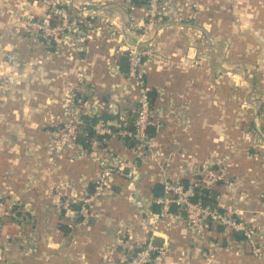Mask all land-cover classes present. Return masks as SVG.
Here are the masks:
<instances>
[{"label":"crops","instance_id":"0c3cea01","mask_svg":"<svg viewBox=\"0 0 264 264\" xmlns=\"http://www.w3.org/2000/svg\"><path fill=\"white\" fill-rule=\"evenodd\" d=\"M59 1L77 16L80 33L51 41L31 33L27 41L22 26L11 22L9 11L19 13L28 4L39 19L44 5L55 0H0V195L21 208L3 220L0 264H104L105 245L124 260L150 235L147 219L157 221L153 241L162 239L156 264H256L251 263L239 232L236 236L219 231L205 244L196 243L176 206L162 215L150 200L157 197L156 185L165 180L188 183L204 167L225 164L235 183L218 185L211 194L218 204L264 230V139L259 148H251L249 129H264V100L255 120L254 109L243 104L245 69L243 76L237 74L235 86L228 82L229 71L218 70L224 62L253 66L257 86L264 71V0H173L174 8H185L183 14L191 18L183 30L165 28L157 40L149 41L161 53L143 65L146 84L154 93L150 159L144 162L134 141L127 143L116 135L92 142L99 152L124 158L129 166L113 174L106 193L91 203L82 223L70 208L92 190L99 167L79 150L59 148L54 137L63 121L74 116L82 122L105 111L135 109L138 91L130 88L131 80L119 66L128 47L124 36L133 33L143 39L151 34L142 33L140 26L147 18L131 0ZM56 10L52 4L50 13ZM186 30L196 37H186ZM199 32L216 33L221 40L210 45L198 65ZM11 54L16 55L15 64ZM215 76L226 80L220 84ZM81 88H86L87 96L78 109L73 101ZM241 112L244 120L239 118ZM56 185L66 203H53ZM23 218L37 227L38 239L26 245L14 243L7 251L2 235L8 233L14 242L26 237L20 229ZM207 254L209 262H203Z\"/></svg>","mask_w":264,"mask_h":264},{"label":"built area","instance_id":"2783aa9c","mask_svg":"<svg viewBox=\"0 0 264 264\" xmlns=\"http://www.w3.org/2000/svg\"><path fill=\"white\" fill-rule=\"evenodd\" d=\"M155 3L156 0H148L147 4L153 9ZM58 13L60 16L59 22L54 26H49L47 21L44 23H33L37 32H42L41 36L46 39L45 41L58 40L59 34L64 32V30H73V27L67 22L68 13L66 11H59ZM127 45L128 69L124 73L131 80L130 88H134L139 94L134 109V118L129 121L126 109H115L114 114L117 115L116 120L107 121L103 118H98L93 123L92 129L95 134L100 136L116 135L120 138L127 137L132 139L135 142L134 146L142 155L144 162H146L149 161L151 156V152H149L151 146L149 143L148 127L156 124L153 115L154 107L151 104V98L149 96L150 89L144 80L143 63L145 61L142 62L141 60V57L149 54V51L144 48H138L136 45L131 46L129 43ZM86 96V88H81L80 94L73 101V106L78 109L83 107L86 103ZM97 115L101 114H94L93 116ZM81 123V120L77 116L63 121L54 137V144L56 146L69 150H79L80 155L84 154L86 158L95 160L99 167L92 182V190L77 200V209H74L72 206L70 208L73 218L78 219V223L84 222L89 217V206L95 199L106 193L113 174L123 173V170L129 166L124 158L109 157L99 152L97 146L94 145V141L90 148H84L77 140ZM112 125L116 129L112 128ZM127 175L130 176V173L128 172ZM233 183H235V179L229 176L225 164L207 166L200 171L196 178L188 183L169 179L165 180L163 182L164 192L162 197H154L150 201L159 205L161 210L160 214L162 215L169 213L171 204L174 203L183 215V219L194 235L196 243L205 244L210 241L211 237L216 236L219 231L241 232L243 242L253 252H256L258 249L257 243L259 244V242L248 221L235 215L221 204L217 203L213 207L205 206L199 200L194 199L197 188H204L211 191L218 185L230 186ZM59 187L56 185L54 188L55 191L52 195L54 204L66 203L62 201V194L58 191ZM146 203L148 205L149 200ZM67 207H69V204ZM12 208L16 210L18 207L13 206L12 203H6L4 197L0 195V231L2 218L10 216L12 214ZM220 208L224 210L221 211ZM142 211L149 212L147 209H143ZM145 222L149 225L148 228L151 233L144 243L137 248H133L124 260H118L111 246L105 245L101 253L104 264H156L155 260L162 248L153 241V236L156 234L157 221H148L147 219ZM218 226L221 227L220 230ZM4 237L8 239L9 235L4 234Z\"/></svg>","mask_w":264,"mask_h":264},{"label":"rangeland","instance_id":"374dc122","mask_svg":"<svg viewBox=\"0 0 264 264\" xmlns=\"http://www.w3.org/2000/svg\"><path fill=\"white\" fill-rule=\"evenodd\" d=\"M39 1L42 2V3H45L46 1H49V0H39ZM20 3L21 2H19V4ZM59 3H60L59 0H55V2H53V3H50V4L47 3V5H44L45 11L47 9L48 4H49V9L47 10V13L44 11V14H42V17L39 18V19H37L33 15V13L28 10V6H29L28 4L23 5L20 8L21 12H19V13H17V12L14 13L13 11L10 10L9 12H10L11 16L9 18H10L11 22H15L16 24H20L22 26V28L25 31L24 35H22V38H24V39L27 38V41H29L31 39V36H32L31 33H33V34L37 33V36L39 38L42 37L41 36L42 32H40V31L37 32V30L33 26V23H44L45 21H47L49 23L48 24L49 26H54V25H56L59 22V17H60L59 13H58L59 11H66L68 13V17H67L68 21L67 22H68V24L70 26L73 27V30H70V31L64 30V32L59 34L58 38H61L62 35H72L76 31L80 33V30L78 29V23H80V21H76L75 20V18L77 16L75 14L69 13L62 6H59L58 5ZM147 3H148V1H147ZM147 3L145 5L140 6V10H143L145 12V18H147V22H145V21L142 22V24L144 26H140L143 29L142 33L143 34L145 32L149 33V31H150V34H151V35H147V37H144V38L147 39V41H145L144 38L141 39L138 34L133 35V33H129L131 35L124 36V39L127 41V43L131 44V46L136 45L138 48H142V49L144 48V49L149 51V54H145V55H143L141 57L142 62L149 61L153 57H157V56H159V58H160V56H161V53L159 52L160 50L158 49V46H155L154 42H149V41L157 40L160 32L163 29H165V28H167V29L171 28L172 30H178V31L180 29L183 30L184 26H186V27L188 26L189 19L191 18V17H189V15H184L183 14L185 8H184L183 11L175 9L174 8V4L175 3H174L173 0H156L155 6H154L153 9L151 7H149ZM52 4L55 5V10L57 8V10L55 11V14H53V13L51 14L50 13ZM186 8H187L186 10L189 11L188 7H186ZM135 9H137V8H135ZM82 19H81V21H83ZM138 21H140V23H141V19L138 20ZM108 26L109 25L107 24L106 25L107 29H108ZM188 29H190V28H188ZM153 30H155L154 34H153ZM128 32H130V31H128ZM185 32H186L185 33L186 37H188V38H193L195 36L193 31L186 30ZM206 33H208V32H206ZM202 36L203 35H201L200 32H199L198 33V38H200L201 44H200V49H199V52H198L199 53V59H198V57L196 58L197 62H198V65L201 62L200 58H203L204 55L208 54L209 48L211 47L210 45L215 44V43H217V41L221 40V37H219V35H217L216 33L215 34L214 33L213 34L208 33V36L207 35H204L203 37ZM42 38L44 39V37H42ZM142 42H146V43L142 44ZM227 47L228 46H225L223 48V51H220V52L223 53L222 56L223 55L226 56ZM125 52L127 53V50ZM192 57H190L191 58L190 60L194 59ZM9 59L11 60L12 63H14V64L16 63V61H15L16 60V55L15 56H13V54L9 55ZM192 63L194 64L195 62H192ZM143 65H144V63H143ZM243 68L245 69V71L247 73L246 75L248 76L247 77V83L245 85L246 91H245V96H244V100H243L244 103L243 104L248 105V106L250 105L251 108L254 109V112H253V110L249 107L252 110V112L254 113L255 118L254 117L253 118L256 120L257 119L256 117L258 116V113H262L260 111V106L262 105L261 101L263 102V100H264V71H263V74L261 75L260 79H258L257 86H256V85L253 84V76H254V73H253L254 68H253V66H244L242 63H240V64L239 63L226 64L225 62L222 63L220 66H218L219 72L220 71H224L223 73H225V74L227 73L228 74L227 71H229L228 82L229 81L232 82L234 86L236 85V82H237V77H236L237 74L239 73L240 76H243V74H244L243 70H242ZM224 79L226 80L225 76H224V78H222L221 76H218V77L215 76L214 81L221 84V82L224 81ZM144 80H145V78H144ZM236 114H237V111H236ZM239 118L241 120L242 119L244 120V114L242 112L239 115ZM249 129H250V133L252 134L251 141L253 142L252 145H251L252 146L251 148H253V147L254 148L255 147L259 148L258 145L260 143V140L264 139V129L261 126H259L257 128H256V126L252 127V128L250 127ZM253 138H254V141H253ZM263 145H264V143H263ZM236 149H238L237 146H236ZM240 179H238V181L236 182V185L240 184ZM232 186H233V184H232ZM20 210H21V208H17L16 210H14L12 208V214L10 216H7L6 219L11 218L14 213H18ZM3 220H4V218H2V226H1L0 234H2V232H3V226H4V221ZM22 221H23V223H21V228L20 229H21L22 232L24 231V233L26 234V237L25 236H21V237H18V238H14V239H16L15 242H14V240L12 241V239H10V235L8 233H4V234H8L9 235L8 239H6L4 237V234L2 235V238H4L6 240V242H4V246L5 247L7 245L9 246L7 251L11 250V248L14 245H18L19 243H21L23 245H26V244H28L29 240H32L34 242L37 241V239H38L37 238V234H36L37 230H38L37 227H33L32 226L33 224H31V222H29L27 218H23ZM249 224H251V227H252V229L254 231V234H255L258 242H259V244L257 243L258 249L256 250V252H253L248 247L249 250H250L249 256H250L251 263L254 261V263H256V264H264V255H263L264 242L261 243V241H260L261 233L264 234V230L261 229L260 227L255 228V226L251 222H249ZM263 238H264V236H263ZM0 240H1V237H0ZM2 243L3 242H0L1 245H2ZM208 255L209 254H207V256H204L202 258L203 262H209L207 260ZM101 259H102V257H101Z\"/></svg>","mask_w":264,"mask_h":264},{"label":"trees","instance_id":"16d2710c","mask_svg":"<svg viewBox=\"0 0 264 264\" xmlns=\"http://www.w3.org/2000/svg\"><path fill=\"white\" fill-rule=\"evenodd\" d=\"M147 1L148 0H131V5L132 7H140L142 5H145ZM119 66L123 70V72L127 71L128 63H127V53L126 52L125 53L123 52V55L120 57ZM149 96L151 98V104H153L154 93L149 91ZM127 112H128V120L131 121L134 118L135 111L134 110L132 111L129 109L127 110ZM98 118H103L104 120H107V121H114L117 119V115L105 111L101 115L92 116L91 119L82 121L81 125L79 126V133L77 135V140L84 148H90L93 141L96 140L100 142V140L103 138L102 136L95 134L94 130L92 129L93 123ZM112 128L116 129L114 125H112ZM105 136H108V135H105ZM123 139L127 143H131V144L133 143V140L130 138L124 137ZM194 199L199 200L205 206L213 207V206H216L217 204L215 197L211 194V191L204 189V188L202 189L197 188ZM72 207L74 209H77L78 206L72 205ZM220 210L222 211L224 209L220 208ZM61 227H64V226H61ZM218 227H219L218 229L220 230L221 227L220 226ZM236 236H238L237 233H236Z\"/></svg>","mask_w":264,"mask_h":264},{"label":"water","instance_id":"95a60500","mask_svg":"<svg viewBox=\"0 0 264 264\" xmlns=\"http://www.w3.org/2000/svg\"><path fill=\"white\" fill-rule=\"evenodd\" d=\"M190 50L193 51V49H190ZM190 50H189V51H190ZM190 55H193V53L190 52ZM150 129H151V128L148 127V131H149ZM156 190H157V192L155 193V196H157V197H162L163 192H164V185H163V184H157V185H156ZM171 207H172V208H175V204L172 203V204H171ZM239 233L241 234V232H239ZM154 243H155L156 245L161 246V244H162V239L159 238V237H156L155 240H154Z\"/></svg>","mask_w":264,"mask_h":264}]
</instances>
